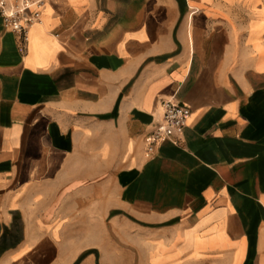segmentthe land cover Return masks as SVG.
I'll list each match as a JSON object with an SVG mask.
<instances>
[{"label": "crops", "instance_id": "crops-1", "mask_svg": "<svg viewBox=\"0 0 264 264\" xmlns=\"http://www.w3.org/2000/svg\"><path fill=\"white\" fill-rule=\"evenodd\" d=\"M0 264H264V0L0 16Z\"/></svg>", "mask_w": 264, "mask_h": 264}, {"label": "built area", "instance_id": "built-area-1", "mask_svg": "<svg viewBox=\"0 0 264 264\" xmlns=\"http://www.w3.org/2000/svg\"><path fill=\"white\" fill-rule=\"evenodd\" d=\"M44 0H0V16L5 29L21 34L26 41L29 27L40 21ZM162 118L145 136V149L152 155L158 144L169 139L177 143L176 137L185 127L186 119L190 114L187 106L170 99L162 102Z\"/></svg>", "mask_w": 264, "mask_h": 264}]
</instances>
